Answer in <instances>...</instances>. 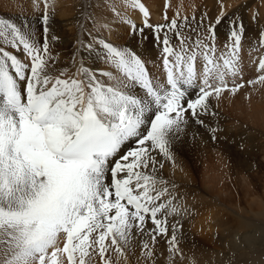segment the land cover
<instances>
[{"label": "snow or ice", "instance_id": "snow-or-ice-1", "mask_svg": "<svg viewBox=\"0 0 264 264\" xmlns=\"http://www.w3.org/2000/svg\"><path fill=\"white\" fill-rule=\"evenodd\" d=\"M43 2L47 25L49 4ZM126 3L149 16L141 0ZM179 27L176 19L155 26L164 53L161 79L134 51L104 39L98 40L102 58L114 71L83 62L71 73L59 69L47 26L41 42L0 17V264H119L132 254L137 234L152 241L168 234L167 216L177 208L165 202L170 193L156 174L155 153L171 158L185 115L203 124L209 97L228 88L226 75H239L243 30L234 25L230 51L216 57L211 40L198 37L193 48ZM164 28L181 39L178 51L168 32L159 35ZM214 33L210 25L209 36ZM243 86L234 80L230 90ZM190 89H198L195 99ZM172 228L168 243L179 253ZM141 249L146 260L154 254L148 242Z\"/></svg>", "mask_w": 264, "mask_h": 264}, {"label": "bare ground", "instance_id": "bare-ground-1", "mask_svg": "<svg viewBox=\"0 0 264 264\" xmlns=\"http://www.w3.org/2000/svg\"><path fill=\"white\" fill-rule=\"evenodd\" d=\"M64 1L66 4H61L60 0L50 1L52 6L48 9L49 20L47 25L44 24L42 19L44 5L39 3V1L37 2V0H30V3L27 2L30 8L29 11H35L37 13L35 14L36 17L22 16L12 21L22 26L24 31L33 33L36 39L41 42L45 37L43 28L45 26L49 28V32L46 35L49 39L51 54L56 57V66L59 69H64V66L68 65L66 68L71 73L83 62L85 66L94 68L97 71H114L102 58L103 53L98 40L104 39L116 46L126 47L134 51L146 63L152 76L164 78L163 45L158 40L156 41L155 38L157 36L155 26L157 25L149 28L135 24L137 28L143 29L142 34L131 27L135 19L145 20L146 17L140 10L129 9L128 4L126 5L125 3L126 0H108L111 3L107 0H97L92 8V11L95 12V18L86 17L83 26L78 27V15L74 14V16L68 18L73 12L75 0ZM144 3L146 7H157L159 11L162 9V3L158 0H146ZM8 4L9 6L16 5V3L12 2H0V9L3 11L4 8L8 7ZM228 4L231 5V0ZM41 5L43 6L41 7ZM113 6L116 11L112 10ZM189 6L188 8H190ZM219 7L217 8L219 9ZM117 12L119 15H117ZM156 12L149 13L152 17L150 20L151 24L153 21L162 19ZM218 12H221V9ZM108 14H111V16L116 14V17L107 19L106 15ZM208 14L207 12L203 22L198 25L197 21L193 20V25L189 29H186V27V32L184 31L182 36L183 38H190L187 40V44L195 48L193 42L198 37L204 39L205 42L210 40L208 37L209 26H213L215 29L214 37L217 39L216 43L213 42L216 49L214 55L219 57L221 53L230 51L231 32L234 30V25L238 28V24L230 25L228 24L229 22L225 21L227 19L224 20V18V21H220L218 24L216 22L212 23L217 16L214 14V18L213 15L208 17ZM62 17L65 18L61 19ZM250 17L252 16L250 15ZM106 20L111 23L106 24ZM207 24L209 26H206ZM181 25L180 23V28H182ZM243 28L236 57V67L239 69V75L235 78L231 75H226L225 80L228 88L223 89L219 97L215 95L209 97L208 112L200 117L204 121L203 124L198 123L197 118L192 117L190 113L185 115L188 123L184 126V131L180 133L179 138L171 146V158L165 157L162 153H155L159 162L156 165V174L166 182L163 186L167 187L168 193H170V195L166 194L165 202L172 200L177 208L174 214L167 216L168 234L157 236L155 241L151 240L150 234L146 233L143 236L137 234L131 249L132 254L126 260L121 258L119 264H200L199 261L192 257L191 253L203 248L205 238L201 236L206 237L209 233H212L214 226L212 221L216 220L219 224L222 221L219 219L218 213L220 212L212 208L214 203L208 199V196H210L208 187H210V184L215 187L216 190L212 194L216 199L215 204L222 205L223 193L221 186L218 184L223 182L224 178L222 167L226 169L229 166L233 172L236 171L235 182L244 183L243 186L248 189L252 185V175L255 176V162L259 160L254 156L256 152L253 153L254 146L260 142L257 125L262 124L264 126V85L261 87L262 84L260 86L257 84L254 87L253 83H249V81L256 82L257 76H264V70L259 68V61L264 58V37L261 34L256 35L251 23ZM166 30L164 29L159 35L162 36ZM170 32H168L171 38L170 46L178 51L180 48L171 45V42L177 37L174 32ZM52 37L56 39L53 40ZM85 43H90L89 45H92V49L87 51L83 49ZM197 52L202 53V50L197 49ZM57 55H60L59 57L63 59H68V62L65 65L61 64ZM203 66L204 58L202 55L196 67L198 73L203 71ZM234 80L236 84L244 85L235 92L230 90L232 87H229L233 86ZM189 91L191 94L190 98L195 99L198 89H190ZM138 94L143 95V90L139 89ZM229 111L234 112L237 118L234 117L226 121ZM254 125H256V130ZM261 141L264 142L262 139ZM130 147H136V145L131 144ZM262 148L259 150L261 151L260 155L263 157ZM224 186L227 188L226 185ZM158 187H161V185H158ZM210 190L214 189L211 188ZM246 190L243 192L245 193L244 197L248 193ZM224 191L226 192L227 190ZM207 199L208 201H206ZM172 225H175L176 243L179 253H172L168 243L173 232ZM147 227L152 229L154 226L149 222ZM143 242H148L154 252L153 256L147 260L142 255L141 244Z\"/></svg>", "mask_w": 264, "mask_h": 264}, {"label": "rangeland", "instance_id": "rangeland-1", "mask_svg": "<svg viewBox=\"0 0 264 264\" xmlns=\"http://www.w3.org/2000/svg\"><path fill=\"white\" fill-rule=\"evenodd\" d=\"M38 1L39 3L44 5V2L42 0H37V2ZM50 1L52 0H48V4H50ZM60 1H61V4H66L64 0H60ZM96 1L97 0H75L73 12L71 13L70 16H68V18L74 16V14L78 15V18H77L78 27L83 26L86 17H91L92 19L95 18V12L92 11L93 10L92 8L95 6ZM144 1L146 0H141V3L145 4ZM152 1H155V0H152ZM158 1L162 3L161 5L162 9L160 11L157 10V7L149 8V7H146V5L145 7L148 9V12L151 14L154 13V11L155 12L157 11L156 14H158L159 17H162V19H160V21L159 20L153 21L151 24L150 20L152 19V17H151V14H149V16L145 18V20H147V23L149 25L151 24L153 26V25H159V24L167 25L172 19H176L178 25H180L181 23L182 24L181 27L184 28V29L180 27L178 28V31H180L181 33L180 34L181 38H183L182 34L184 33V31L186 32V29H189L193 25V20L194 21L196 20L197 22L196 21L195 22L198 25L203 22V18L205 17V15H207V12L209 13L208 17L213 15V18H214V14L220 11V9H221V12H218L215 14V16L217 17H215V21L212 23H215L217 20L224 21L225 19H227L225 21H227V23L229 22L228 24L232 25V24L237 23L238 28L242 26V29H244L243 28L244 26H248L251 23V25L254 27V31L256 35L261 34L264 37V10H263L264 0H235V2L233 3H232L233 0H231V5L228 4L230 0H203V1L202 0H199V1L198 0L197 1L195 0H158ZM0 2L2 3L12 2L14 4L16 3L15 6L14 5L9 6L8 4V7L4 8L3 11L0 9V17H5L6 19H9L11 21H14L15 19H19L22 16L36 17L35 14L37 13L35 11H32V12L29 11L30 8H29L28 3H30V0H14V1L0 0ZM108 2L111 3L110 1ZM127 4L128 3H126V5ZM43 5H41V7ZM51 6L52 5L50 4L49 7L51 8ZM188 6L191 9L188 8ZM218 6H220L219 9L217 8ZM128 7L129 9L133 8L129 4H128ZM135 9L139 10V8H135ZM213 10L216 12H214ZM42 12L44 13V11ZM211 12L212 14L210 15ZM249 14L253 18L250 17ZM106 17L107 19H109V17L110 19H112L116 17V14H114L113 16H111V14H108L106 15ZM185 17L188 18L187 22L184 21ZM64 18L65 17H62L61 19H64ZM135 20L133 21L134 25L139 24V25L145 26L144 25L145 20L143 19H137L136 21ZM105 22L106 24L111 23L109 20H106ZM206 26H209V24H207ZM164 29H167V28H164ZM167 31L170 32L168 29L166 30V32ZM172 32L173 31H171L170 33ZM155 38H157V36H155ZM177 39L172 41L171 45L174 47L180 48L181 39L180 38L178 40ZM89 44L90 43H87V44L85 43L83 45V49H85L86 51L90 50L88 48ZM59 56L60 55H57V57L60 60V63L65 65L68 62V59H63ZM67 66L68 65H65L64 67L66 68ZM261 76L262 75H259L256 77L258 79L256 80V82L253 83L254 87H256L257 84L259 86L262 84L261 87L264 85L263 84L264 82L259 81V77ZM229 87H233V86H229ZM234 117L237 118V115L234 112L229 111L226 121ZM255 128H256V125H254V129ZM257 128L256 129L260 137L259 138L260 142L259 144L254 146L253 153L256 152L254 156L257 157L259 160L262 159L263 161L258 160L255 162V172H254L255 176L252 175L253 183L250 186V188L248 189L246 188V186H243L244 183H240L238 181L235 182L236 171L233 172L230 166L226 167V169L222 167V174L224 178L222 180L223 182L218 184L221 186L222 193H223L222 195L223 204L222 205L215 204L216 199H215V196L212 195L216 190L215 187H213L212 184H210V187H208L209 194H210V196H208V199L213 201L214 206L212 208L217 209V211L220 212L218 213L219 219L220 221L221 220L222 221L220 222V224L217 223L216 220L212 221V223H214L212 233L211 234L209 233L207 235L208 237L201 236L202 238H205V241H203V248L201 250L197 249L196 251L191 253L192 257L196 261H199L200 264L201 263L203 264H264V159H263L264 156L262 157L260 155L261 154L260 148L262 147H263L262 155H264L263 154L264 142L261 141V139L264 140V129H263L264 126L262 124L261 125L258 124ZM224 185H226L228 189L225 188ZM211 188L214 190H210ZM224 190H227V191L225 192ZM245 190L248 193L244 197L245 193L243 192ZM208 199L206 201H208Z\"/></svg>", "mask_w": 264, "mask_h": 264}]
</instances>
